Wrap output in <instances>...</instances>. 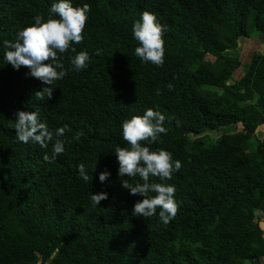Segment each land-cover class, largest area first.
<instances>
[{"label": "trees", "instance_id": "obj_1", "mask_svg": "<svg viewBox=\"0 0 264 264\" xmlns=\"http://www.w3.org/2000/svg\"><path fill=\"white\" fill-rule=\"evenodd\" d=\"M55 2L0 0V264H264V48L245 63L237 49L264 32V0H71L90 6L84 40L58 53L67 75L40 101L35 92L49 86L7 64L3 42L37 15L46 21ZM144 11L167 28L159 67L134 54L132 25ZM80 51L90 59L77 72L71 59ZM147 109L166 117L167 132L144 146L182 163L170 180L150 177L176 188L167 225L159 209L132 216L143 197L121 182L143 181L118 176L115 149L130 147L121 125ZM18 111L38 112L53 133L66 126L64 136L47 148L19 142L10 127ZM235 123L239 130L211 144L192 137ZM57 138L65 152L47 163ZM81 163L91 182L80 178ZM100 192L108 199L93 207Z\"/></svg>", "mask_w": 264, "mask_h": 264}, {"label": "clouds", "instance_id": "obj_2", "mask_svg": "<svg viewBox=\"0 0 264 264\" xmlns=\"http://www.w3.org/2000/svg\"><path fill=\"white\" fill-rule=\"evenodd\" d=\"M49 11L50 16L46 21L37 15L33 18V24L19 30L15 42H3L4 47L10 49L4 53L7 64L16 70L22 66L27 67L32 77L49 86L35 92L34 95L40 101L51 99V86L67 75L58 53L64 54L69 50L76 52L73 45L83 43V31L90 6L84 4L82 7H74L71 0H58L51 4ZM166 31V26L157 21L155 14L144 11L141 18L132 25V35L139 43L134 54L142 62L162 66L163 36ZM89 59L87 52L80 51L71 59L72 68L77 72L86 69ZM167 87L172 90L173 85L169 84ZM157 94H160L159 89ZM165 120L166 117L161 112L147 109L143 115L132 116L131 119L123 121L122 137L130 147H116L115 156L119 164V177L139 176L143 181L135 185L128 180L121 182L122 187L131 195L143 197L134 204L132 216L152 217L159 209V219L167 225L178 212V204L174 199L176 188L170 184L150 182V177H157L160 181L170 180L173 173L181 169L182 163L180 160H173L172 154L166 150L151 151L149 147L144 146V142H157L161 134H166L167 129L163 126ZM10 127L15 130L19 142L38 144L41 148H47L54 136H64L66 130V126L60 127L53 133L46 123L40 121L39 113L35 111H18L15 122ZM81 135L82 132L78 133L77 138ZM64 144L65 141L55 139L51 156L45 154L43 160L52 163L57 156L65 152ZM77 171L85 183L92 181V176L88 174L83 163L77 165ZM109 175L107 171L101 172L99 181L105 182ZM150 193L155 195L150 196ZM106 199L108 196L105 192L91 195L93 207Z\"/></svg>", "mask_w": 264, "mask_h": 264}, {"label": "rangeland", "instance_id": "obj_3", "mask_svg": "<svg viewBox=\"0 0 264 264\" xmlns=\"http://www.w3.org/2000/svg\"><path fill=\"white\" fill-rule=\"evenodd\" d=\"M263 48H264V32L260 33L257 36L253 35L252 37H243L239 39L237 49L240 54L241 63L247 62L253 51H261L263 50ZM241 73H242V65L235 70V72L233 73V78L234 79L239 78ZM240 128L241 126L239 123L229 124V125L219 126L214 130H210V129L204 130L199 134L197 133L192 135V137L196 139L201 137L204 139V142L206 144H211L215 142L218 139V137H220L221 134L225 132H234L239 130ZM262 131H263V127H258L255 135L250 137L249 139L250 147L254 148L256 146V142L261 137ZM257 217L262 225L264 223V221L262 220V216L258 215ZM262 226L264 230V224Z\"/></svg>", "mask_w": 264, "mask_h": 264}, {"label": "crops", "instance_id": "obj_4", "mask_svg": "<svg viewBox=\"0 0 264 264\" xmlns=\"http://www.w3.org/2000/svg\"><path fill=\"white\" fill-rule=\"evenodd\" d=\"M264 224V223H263Z\"/></svg>", "mask_w": 264, "mask_h": 264}]
</instances>
